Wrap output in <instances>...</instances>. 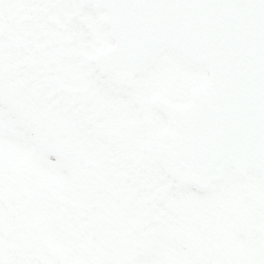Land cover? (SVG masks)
I'll return each instance as SVG.
<instances>
[{
	"label": "snow or ice",
	"instance_id": "1",
	"mask_svg": "<svg viewBox=\"0 0 264 264\" xmlns=\"http://www.w3.org/2000/svg\"><path fill=\"white\" fill-rule=\"evenodd\" d=\"M0 264H264V0H0Z\"/></svg>",
	"mask_w": 264,
	"mask_h": 264
}]
</instances>
